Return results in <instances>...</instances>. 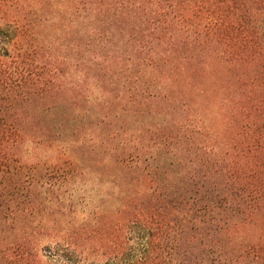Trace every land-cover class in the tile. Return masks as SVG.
Instances as JSON below:
<instances>
[{
  "label": "trees",
  "instance_id": "obj_1",
  "mask_svg": "<svg viewBox=\"0 0 264 264\" xmlns=\"http://www.w3.org/2000/svg\"><path fill=\"white\" fill-rule=\"evenodd\" d=\"M83 147L116 195L61 235L86 263L264 264V0H0V264H52L38 186Z\"/></svg>",
  "mask_w": 264,
  "mask_h": 264
},
{
  "label": "rangeland",
  "instance_id": "obj_2",
  "mask_svg": "<svg viewBox=\"0 0 264 264\" xmlns=\"http://www.w3.org/2000/svg\"><path fill=\"white\" fill-rule=\"evenodd\" d=\"M78 89L67 88L64 93L58 96V100H73L75 97L80 98L82 94H86L84 86L80 90ZM88 94L94 97L97 92L90 88ZM91 107L92 105L85 104L88 113ZM68 109L62 105L59 112H55L54 115L66 113ZM90 125L95 126L94 123H90ZM86 149L87 147H83L78 151L80 167L84 170L77 177L62 179L55 176L51 177L52 185L41 182L40 185L38 184V193L42 196L40 197L41 200L47 199L45 201L46 208L36 213L37 222L34 223L37 229H42L43 233L40 234L41 242L38 256L52 264H88L61 235L71 230L101 228L104 222L102 214L112 212L114 208L116 197L114 181L103 174V168L96 163L98 161L96 155L95 157L93 155L94 158L91 162L87 160ZM37 152L36 154L39 156L47 157L49 155L43 149H39ZM87 164H91V172L84 168ZM44 190L49 193L44 194ZM48 231L53 235L49 236Z\"/></svg>",
  "mask_w": 264,
  "mask_h": 264
}]
</instances>
